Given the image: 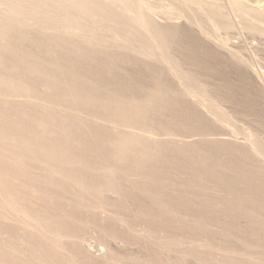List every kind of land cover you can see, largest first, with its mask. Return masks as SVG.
<instances>
[{"label": "bare ground", "instance_id": "bare-ground-1", "mask_svg": "<svg viewBox=\"0 0 264 264\" xmlns=\"http://www.w3.org/2000/svg\"><path fill=\"white\" fill-rule=\"evenodd\" d=\"M110 1L115 2L0 0L5 5L0 8V264H187V258L264 264L262 137L244 131L242 141L233 134L210 144L203 143L207 138H199L203 144L177 138L176 128L188 124L184 107L189 100L181 105L180 95L160 77L141 86L120 80L128 74L121 77L115 69L128 58L98 52L104 37L95 38L99 28L130 36L140 23L165 49L173 33L148 21L143 10L134 17L136 25L123 26L114 10L106 9ZM181 1L207 11L217 33L241 23L264 36V0H227L242 6L238 22L229 20L225 0ZM70 24L80 26L76 38H67ZM217 36L225 46L224 35ZM185 47L179 45L178 51L184 61H196L193 71L209 77L218 73L196 56L201 47ZM229 51L244 64L246 85L234 89L221 78L212 90L217 98L203 103L205 112L220 119L215 106L224 101L262 129V89L247 72L250 64L236 50ZM100 54L106 58L97 63ZM171 62L180 85L206 91L204 84L193 86L195 77ZM194 113L187 117L200 114ZM198 125L191 128L199 137L206 131ZM90 231L103 240L125 239L137 245V252L126 255L108 247L95 254L78 243Z\"/></svg>", "mask_w": 264, "mask_h": 264}, {"label": "rangeland", "instance_id": "rangeland-1", "mask_svg": "<svg viewBox=\"0 0 264 264\" xmlns=\"http://www.w3.org/2000/svg\"><path fill=\"white\" fill-rule=\"evenodd\" d=\"M126 1L128 4H126ZM138 1L137 0H131L129 2V0H124L125 4H123L119 0H115V2L110 1L111 4L106 3V9H107V6H108V8L110 7L109 9H110L112 14H113L112 10H114V15H116V17L117 16L119 17L118 20L124 22L123 26H125V24H126L127 27H130V28L132 26H134V24L136 25V22L134 20V17L137 16L136 14L142 12V10H143V13H144V16L146 17V19H149L148 21H153V22L156 21L155 23H157V25L160 27V29L162 31L166 29V30H168L169 33L170 32L173 33L174 37L171 38L172 40L169 39V43L166 45V48L164 49L162 46L159 47L158 43L155 40L151 39V37L148 35V33L145 30L142 31V29H144V28L141 26L140 23L138 24V22H137L138 25H136L137 27L134 26L135 29H137L138 31L135 30L134 27H132L133 31H135V32L137 31L136 34H135V32H133L134 34H131V32L129 33L130 36L133 35L132 37H130L129 35H125V33H128L127 31H124V32L117 31L116 32V31L111 30L109 28H107V29L105 28V31H101L102 28H99V30L97 31L98 32L97 33L98 38L97 37H95V38L99 40V39L104 37L101 42L102 43L104 42L103 45L105 44L106 46L104 45V48H102L98 52H105V53H107V56L110 54H116V53L122 54L123 53L128 58L127 63L121 64L120 69L117 68L118 71L120 70L119 72L115 69V73L116 74L118 73L117 75H119V76H120V72L123 73V75L121 74V77L128 74V76L131 77L133 80L131 81V78L129 79V77L127 75H126L127 79L125 78V76L123 77V79H120L121 77H119L117 75L115 77H118V79L123 80L126 83L129 82L128 84H130V85L132 84V86H133V84L136 86L137 85L139 86L140 84L144 85L145 83H147V85H150V83L152 81H154L156 78L160 77L162 79V81L164 82V84L167 85V88L169 86H170L169 88L172 87V89L176 93H178V96L180 95L179 98H182V100H180L181 105H183V106L186 105L187 104L186 100L187 101L189 100L188 105H190V106L192 105L193 107L191 106L192 107L191 108L188 105H187V107L186 106L184 107L187 109L186 111L189 110V115L188 114L186 115L185 120H186V123H188V124L192 123V124L189 126H188V124H186V125L180 124V126L178 128H176L177 133L179 132L178 133L179 136L177 135V138H181V136H183L182 138L186 141L199 140L198 144H203V143L204 144L205 143L210 144L207 142L215 141L217 139L216 137H218V138H231L233 134H236L242 141V139L246 138V134L243 133L245 131V132H253L255 134L259 133L258 135L262 137L263 142H264V128L259 129L258 127H256L257 125H255L253 122H251L249 124V122L246 119H244L242 117V115L238 112L236 107H232L227 102L218 101L216 103L215 107L218 108V109L216 108V110L218 111L217 114L220 113L219 114L220 119H219L213 114L208 115L205 112L206 107L203 104L204 102L207 104L211 103L217 98V95L214 93V91L212 92V90L214 89L213 87H215V84L218 85L220 83L221 78H224L226 84H229L231 86V88H234V89L241 90V88L244 89V86L246 85V81L244 79V74H245L246 69L244 68V64L240 61L236 62L237 59L232 55V53L229 51V49L236 50L238 55L250 64L249 68H247V72L251 76L253 75V77L255 78V82L257 83V85H259L261 87L262 92L264 94V36H259L256 32L249 30L248 28L244 27L241 23L236 25L232 30L227 31L230 34L229 37H228V33L224 29H222L223 31L221 29H218L219 33H217V31H216L217 29H215L216 25H214L211 22V20L206 16L207 11L198 10L197 5H194V3H191L193 5L190 6V4L188 2H182L181 0H138ZM135 2H137V3H135ZM117 3H119V5ZM223 3L226 6V11H227V14L229 15V20L230 21L233 20L234 22L235 21L238 22L240 19L238 14L241 13V10H238V9L242 8V6L239 5V3H237V4H233L232 5L233 7H232L231 2H228L227 0L223 1ZM102 4L105 5V3H102ZM122 4L124 6H121ZM4 7H5L4 4L0 5V8H4ZM124 7L128 8V10H126ZM109 9H108V11H109ZM122 9H125V10H122ZM120 11H122L123 13ZM138 11H140V12H138ZM133 13H135V14H133ZM122 16L123 17L126 16V18L124 17L125 20L123 19ZM128 16L130 17V19ZM121 18H122V20H121ZM126 19H128V20L126 21ZM129 20H130V22H129ZM131 20L133 21V23L131 22ZM166 25L168 27H170L171 29L170 30L167 29ZM200 25L202 26L201 27L202 29L204 28V30L209 31L211 33H214L213 34L214 36H211L214 38H211L210 36H206L201 31V28L199 27ZM75 26L76 25L74 24V27H72V25L70 24L69 29H67L65 31L66 33L68 32L67 38H70V37L72 38V34H73V37L76 38L75 36H77V34H80V32H81L80 26H78V27L77 26L75 27ZM140 26H141V28H140ZM138 27L140 30L138 29ZM162 27L164 29H162ZM174 27H176V28H174ZM70 30H72V31H70ZM79 30H80V32H78ZM102 30H104V29H102ZM108 30H110V32H108ZM111 31L112 32L114 31V32L112 33ZM139 31H141L142 36H141V33ZM172 31H175L176 35ZM115 32H116V34H115ZM224 32L227 34H224ZM137 33L140 34L139 35L140 37L138 36ZM216 33L219 36L221 35V37L224 35L223 38L225 37V39L227 40V44H225V46H223L217 42V40L215 38V36H217ZM108 34H110V35H108ZM136 35H137L138 39L135 37ZM225 35H227V36H225ZM124 36H127V37L129 36L128 37L129 40L127 37H124ZM219 36H217V37H219ZM124 38L125 39L127 38V40H124ZM143 40H144V42H142ZM128 41H130L131 43ZM145 41H147L148 43H145ZM121 42L126 43V45H124L123 43L121 44ZM127 43H130L131 45L130 44L128 45ZM109 44H110V46H109ZM149 44H153L152 45L153 47L154 46H157V47H154L155 48L154 49ZM178 44L183 45V47L187 46L185 48L188 50L190 48H192V49L197 48L198 49V47H201L199 49L201 51L203 50L204 52L198 51L199 54H196V56H200V60L202 62H206L209 65L213 64L212 65L213 67L216 66L217 69L219 70L218 73H213V75L209 77L204 72L198 73V72L193 71L191 68H192V66H194L196 61H192V60L190 61L188 59H187L188 63L186 61H184L183 58L180 56V52L178 51V46H179ZM127 45L129 48L126 47ZM149 46H151V48ZM175 46L177 47V49H175L176 48ZM106 47L109 49H107ZM164 53L166 56H168L167 58H166V56H163ZM137 54H139V55H137ZM152 54H154V55H152ZM101 55H102V58H101ZM104 57H105L104 54H100L99 56L96 57V59H98L96 62L97 63L99 61H100L99 63L103 62ZM99 58H101L102 61ZM168 59H169V61H168ZM173 59H174L175 63L180 65L179 67H182L184 69V71H187L189 74H191L193 77H195V78H192V80H191L193 82V86H195L194 84H200V83L204 84L205 86L204 85L203 86L206 88V91L204 92L201 90L202 93L201 92L197 93L193 90L188 91V89L185 87V84L180 85V82L182 83V80L179 78V76L176 74L175 70H173V68H172L171 60H173ZM212 59L213 60L215 59V60L212 62ZM131 61L133 63H130ZM167 62H168V64H167ZM133 64H134V66H133ZM174 66H176V65H174ZM220 66H222V67H220ZM163 68H165V69H163ZM243 69H244V71H243ZM121 70L122 71L124 70L125 73L122 72ZM145 70H146V72H145ZM156 71H157V73H156ZM131 73H133V74H131ZM222 73H224V74H222ZM155 74H157V75H155ZM195 74H196V76H194ZM135 76H137V78H134ZM142 76L144 78L145 77L146 78L145 79L141 78ZM148 76H149V78H148ZM147 78H148V80H147ZM136 79H139V80H136ZM149 79H150V81H149ZM144 80H147V81H144ZM140 82H142V83H140ZM174 83H175V85H174ZM211 85H212V87H211ZM174 86H175V88H173ZM178 87H181V90ZM183 88L185 90H183ZM181 92H182V94H181ZM195 93H196V95H195ZM189 94L191 96L195 95V97H191ZM181 95H183V96L181 97ZM196 98H197V100H196ZM199 98H201V99H199ZM194 101H196V102H194ZM189 102H190V104H189ZM200 103H201V105H199ZM195 107L199 108V109H197V111L195 110V112L197 114H198V112L200 113V114H198V116L203 115L204 117L199 116V119H198V116H196L195 115L196 113H194V109H196ZM191 111L194 113L193 117H195V116L196 117L192 118L190 120L189 117L191 118L192 117L191 115L193 114V113L191 114ZM206 114L208 117L206 116ZM221 114H222V116H221ZM224 114L227 116L226 120H223ZM187 116H189V117H187ZM200 117L203 118V119H201L202 121L200 120ZM193 119L194 120L196 119V120L194 121ZM207 119L209 121H206ZM210 120H211V122H210ZM197 121L198 122L200 121L199 122L200 124ZM205 121L210 123V126ZM192 125L194 127H196V125H198L200 127L204 126V128H203L204 132L206 131L208 133V131H209V134H206V132H205V134L201 135V136H206V137H201V136L198 137V136L194 135L196 130L192 131L194 128ZM191 126L193 128H191ZM183 127L185 129H182V130L179 129V128H183ZM212 131L215 132L216 134L213 133ZM186 132H187L188 136H187V134H185ZM199 138H202L201 141H203L206 138L207 139L204 140L205 142L203 141V143L202 142L199 143L200 142ZM210 138H212V139L215 138V139L210 140ZM202 231L209 233V231H204V230H202ZM85 233L79 238L78 243L81 247H83V248H85V249H87V250H89L95 254H100V253L104 252L105 249L108 247H110L111 249H114L115 251H117L121 254L127 253L126 255L137 252V245H135L129 241L127 242V241H125V239L113 238V240L112 239L103 240L93 231L85 232ZM233 237L234 236H230L228 239V242L232 241ZM80 242H81V244H80ZM184 262L187 264H209L210 263L208 260H206L205 263H202L200 260L192 259V258L184 259Z\"/></svg>", "mask_w": 264, "mask_h": 264}]
</instances>
